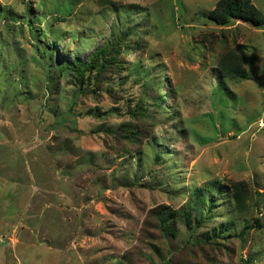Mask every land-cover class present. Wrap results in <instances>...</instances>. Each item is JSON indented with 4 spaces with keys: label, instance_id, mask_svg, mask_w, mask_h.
<instances>
[{
    "label": "rangeland",
    "instance_id": "rangeland-1",
    "mask_svg": "<svg viewBox=\"0 0 264 264\" xmlns=\"http://www.w3.org/2000/svg\"><path fill=\"white\" fill-rule=\"evenodd\" d=\"M218 1L0 0V264H264V228L239 236L264 222V24L218 27ZM121 36L129 56L100 61L125 59L120 73L59 68ZM238 44L247 78L222 79ZM143 95L151 124L132 116ZM136 123L139 141L114 133ZM212 182L243 203L219 198L196 230L181 213Z\"/></svg>",
    "mask_w": 264,
    "mask_h": 264
},
{
    "label": "trees",
    "instance_id": "trees-1",
    "mask_svg": "<svg viewBox=\"0 0 264 264\" xmlns=\"http://www.w3.org/2000/svg\"><path fill=\"white\" fill-rule=\"evenodd\" d=\"M179 16L180 19L181 13L179 14ZM207 20L218 27H228L235 21L251 23L257 27L261 24H264V19L261 11L253 4L252 0H219L214 9L208 15ZM122 31L124 32V35H131V33L129 32H125L124 30ZM123 38L124 36H121L117 44L109 43L106 49L103 48L100 52H98V54L95 55L94 59L89 62L90 65L74 60L71 64H67L65 62L64 64H62V66H59V68H62L63 72H65V70H68V72L71 71L72 75H74L75 78L78 77L82 81H90L92 75L97 70L98 72L96 78L102 79L103 73L110 66H112V68H114L117 73L118 67L120 70V66L122 64H125V59L121 57L117 58L118 55H115L112 56L109 60L112 63H110L108 60H105L106 58H103L104 61H102L101 63L100 61L101 57H105L108 51L110 52L113 50L117 51V53L129 56V52L133 49L134 45L129 44L125 45L123 49L120 48L122 46L121 42ZM243 50L244 46L242 44H238L222 55L218 62V71L222 79L247 78L248 72L243 65ZM45 54H47V56L49 55L50 59L52 58V52H45ZM86 72H89L88 76H86ZM118 73H120V71H118ZM146 78L148 79L149 77ZM151 81L153 82L154 80ZM144 96L145 95H143L141 100L134 106L132 116L136 120H147L151 124L152 120L155 118V115L153 118V116L149 113V107L144 102ZM154 103L156 107L161 110V108L164 107L166 100L163 96H161L157 98V100H154ZM142 131L143 130L140 129V126L136 123L133 125L124 124L123 126H121L119 131H116L114 133L119 134L120 136L126 138L128 141H139V137ZM125 149L126 151H128L127 148ZM241 191L242 190H238L236 192L237 194H231L228 186H224L219 182H212L209 184V186L203 187L189 195L188 204L183 209L184 211H182L181 214L188 223L196 220L197 223L195 224L194 228H196L197 230V228L203 225V221H211L210 217L216 211L215 206L218 204L219 198L228 196V198H231L235 205L241 206V203H243V194ZM198 208H201V210L203 209V211L206 210V217L202 216L201 210L199 213L196 212ZM165 212L166 211H162L161 209L155 210V213L159 215L158 221L162 229L168 228L169 226L173 225L176 218L175 215L171 212L163 217V215H165ZM199 217H202L204 220H198ZM253 223L254 224L246 225L245 229L239 234V236L241 237V234L244 235L245 232L250 229L264 228V222L262 223V221L258 217L253 219ZM232 231L233 228L231 222L229 221L227 224H225L224 227H220L217 232L211 230V235L209 236V238L203 239V241L201 242L213 246L220 245L221 242H219L218 239H227V237L231 235Z\"/></svg>",
    "mask_w": 264,
    "mask_h": 264
}]
</instances>
